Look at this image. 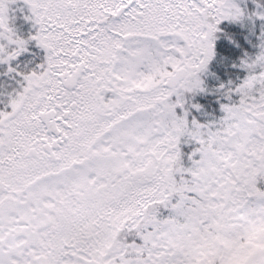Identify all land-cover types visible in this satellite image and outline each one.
I'll use <instances>...</instances> for the list:
<instances>
[{
  "label": "snow or ice",
  "instance_id": "snow-or-ice-1",
  "mask_svg": "<svg viewBox=\"0 0 264 264\" xmlns=\"http://www.w3.org/2000/svg\"><path fill=\"white\" fill-rule=\"evenodd\" d=\"M0 264H264V0H0Z\"/></svg>",
  "mask_w": 264,
  "mask_h": 264
}]
</instances>
